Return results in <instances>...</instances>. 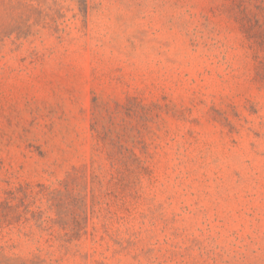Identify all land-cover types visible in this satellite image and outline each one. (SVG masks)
<instances>
[{"label": "rangeland", "instance_id": "obj_1", "mask_svg": "<svg viewBox=\"0 0 264 264\" xmlns=\"http://www.w3.org/2000/svg\"><path fill=\"white\" fill-rule=\"evenodd\" d=\"M0 264H264V0H0Z\"/></svg>", "mask_w": 264, "mask_h": 264}]
</instances>
